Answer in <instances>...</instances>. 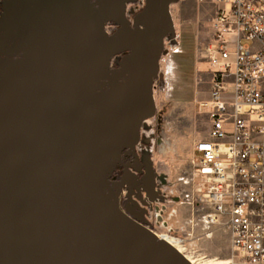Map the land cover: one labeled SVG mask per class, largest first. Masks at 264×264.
I'll return each instance as SVG.
<instances>
[{
	"label": "water",
	"instance_id": "1",
	"mask_svg": "<svg viewBox=\"0 0 264 264\" xmlns=\"http://www.w3.org/2000/svg\"><path fill=\"white\" fill-rule=\"evenodd\" d=\"M136 1L15 5L0 60V264H190L122 209L109 182L154 113L174 33L178 0H147L133 29L124 13ZM110 21L122 24L113 37Z\"/></svg>",
	"mask_w": 264,
	"mask_h": 264
},
{
	"label": "built area",
	"instance_id": "2",
	"mask_svg": "<svg viewBox=\"0 0 264 264\" xmlns=\"http://www.w3.org/2000/svg\"><path fill=\"white\" fill-rule=\"evenodd\" d=\"M199 1L218 7L213 37L198 50L211 66L210 100L202 105L211 129L195 145L200 156L192 179L183 182H192L193 193L172 203L194 208V226L204 236L222 228L244 264H264V0ZM149 202L156 224L166 229L156 235L188 251L165 221L166 206Z\"/></svg>",
	"mask_w": 264,
	"mask_h": 264
},
{
	"label": "rangeland",
	"instance_id": "3",
	"mask_svg": "<svg viewBox=\"0 0 264 264\" xmlns=\"http://www.w3.org/2000/svg\"><path fill=\"white\" fill-rule=\"evenodd\" d=\"M140 1L147 3V0L127 3L124 21L128 24L131 16L128 11ZM17 2L0 0V60L12 34ZM217 9L210 1L178 0L170 4L174 33L164 37L167 54L159 60L165 83L161 80L155 83L154 113L144 120L147 127L140 128V140L134 151H148L152 158L157 188L155 197L150 200L153 206L161 209L166 206L165 221L187 242L189 250L182 253L195 264H244L233 253L229 237L222 228H211L212 235L206 237L200 227L194 226V220H197L193 217L194 208L187 203H172L173 198L193 193L192 182L188 186L183 182L191 180L195 171L196 139L206 137L210 132L209 116L202 105L210 99L212 76L201 69L198 50L213 37ZM119 56L113 57L111 70L119 68L122 60ZM144 139H151L152 143L143 146ZM119 167L109 177V182L111 186L119 187L118 201L122 209L123 203H130L142 212L144 222L132 219L157 235L164 233L166 229L157 225L154 214L149 212L150 202L133 194L134 188L142 183L141 172L128 169L121 172ZM199 209H202L201 205Z\"/></svg>",
	"mask_w": 264,
	"mask_h": 264
},
{
	"label": "flooded vegetation",
	"instance_id": "4",
	"mask_svg": "<svg viewBox=\"0 0 264 264\" xmlns=\"http://www.w3.org/2000/svg\"><path fill=\"white\" fill-rule=\"evenodd\" d=\"M133 9H130L128 13L131 15L130 19H128L129 24L133 25L131 28H135V20L139 15H141L144 10L146 9L147 3L139 2L137 5H133ZM127 7V4H126ZM126 10V8H125ZM122 28V24L116 22V21H110L105 24V32L107 33L108 37H113L117 34V32ZM141 29H143V26H140ZM175 42V41H174ZM130 54V52H125L121 54L119 57L123 59L126 55ZM163 54H167V51L164 49ZM162 54V55H163ZM113 60V59H112ZM112 64V61H111ZM157 80H161L162 83H165V76L161 72L159 68V74L157 78L154 81V88H155V83ZM147 125L145 126V128ZM152 143V140H143V146H148ZM121 168V172L124 169L128 170H136L137 172H141V185H138L136 188H134V196L138 198H142L143 201H149L150 199H153L155 197L156 193V183H157V178L155 176V173L152 168V158L149 155L148 151H133V152H128L125 151L123 153V157L121 160V164L119 169ZM135 201V200H134ZM123 210H125L132 218L139 220L143 218V214L141 211L136 210L133 205L130 203H123Z\"/></svg>",
	"mask_w": 264,
	"mask_h": 264
},
{
	"label": "crops",
	"instance_id": "5",
	"mask_svg": "<svg viewBox=\"0 0 264 264\" xmlns=\"http://www.w3.org/2000/svg\"><path fill=\"white\" fill-rule=\"evenodd\" d=\"M200 67H201V69H203V70H205V71H209L210 73H211V66L207 63V62H201L200 63ZM210 100V99H209ZM208 100V101H209ZM207 101V102H208ZM211 125V124H210ZM210 129H211V127H210ZM209 137V134H208V136H206V137H200L199 139H196V141H195V145L198 143V142H200L201 140H203V139H207ZM195 145H194V154H193V158H194V161H196V159L197 158H199L198 157V154L195 152Z\"/></svg>",
	"mask_w": 264,
	"mask_h": 264
},
{
	"label": "bare ground",
	"instance_id": "6",
	"mask_svg": "<svg viewBox=\"0 0 264 264\" xmlns=\"http://www.w3.org/2000/svg\"><path fill=\"white\" fill-rule=\"evenodd\" d=\"M146 124H142V127L145 128ZM156 235V234H155ZM159 238V237H158ZM160 239V238H159ZM162 240V239H161ZM167 242V241H166ZM169 243V242H167ZM178 253H180L190 264H195L196 262L190 260L189 258H187L180 249H178L176 246L172 245L171 243H169Z\"/></svg>",
	"mask_w": 264,
	"mask_h": 264
}]
</instances>
